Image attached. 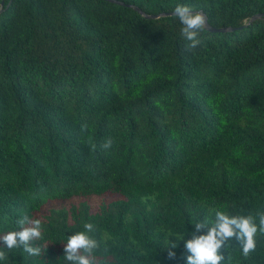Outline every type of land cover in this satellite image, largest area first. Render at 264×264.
Here are the masks:
<instances>
[{
    "label": "trees",
    "instance_id": "obj_1",
    "mask_svg": "<svg viewBox=\"0 0 264 264\" xmlns=\"http://www.w3.org/2000/svg\"><path fill=\"white\" fill-rule=\"evenodd\" d=\"M114 1L0 0V233L28 215L45 249L0 264H70L85 222L110 264H187L211 209L264 212V0ZM177 5L231 31L189 50L175 15L145 17ZM256 240L221 251L264 264Z\"/></svg>",
    "mask_w": 264,
    "mask_h": 264
},
{
    "label": "clouds",
    "instance_id": "obj_2",
    "mask_svg": "<svg viewBox=\"0 0 264 264\" xmlns=\"http://www.w3.org/2000/svg\"><path fill=\"white\" fill-rule=\"evenodd\" d=\"M173 15L182 25L181 34L189 42L188 49H195L201 43L199 34L206 28V16L182 5L175 7ZM86 128L87 125H82V131ZM111 144L109 138L101 147L108 149ZM92 147L95 148V145ZM16 224L17 230L0 233V261H6L9 253L16 248L29 256H42L45 249L35 244L42 238V222L24 215ZM193 225L195 231L192 237L184 241L187 264H231L230 256L225 258L221 249L235 238L239 241L243 257H249L256 250L257 235H264V212L245 216L211 209L207 216ZM83 228L84 231L66 237L64 259L70 264H110L109 249L106 245L102 247V241L95 235L96 226L85 222ZM176 246V243H170L169 258H174L175 252L171 249Z\"/></svg>",
    "mask_w": 264,
    "mask_h": 264
},
{
    "label": "water",
    "instance_id": "obj_3",
    "mask_svg": "<svg viewBox=\"0 0 264 264\" xmlns=\"http://www.w3.org/2000/svg\"><path fill=\"white\" fill-rule=\"evenodd\" d=\"M105 1H108L110 3H115L117 5H121V6H125L123 3H120V2H117V1H114V0H105ZM3 6V3H1V8ZM133 9L136 10L137 12H139L140 14L143 15V13H141V11L139 9H137L136 7L133 6ZM0 12H1V9H0ZM173 13H170V14H160V15H155V16H145L146 18L148 19H158L160 17H166V16H172ZM262 15H256V16H253L249 22H253L255 21L256 19H259ZM207 19V18H206ZM208 31L210 32H227V31H231L230 29H221V30H214L212 28L209 27L208 23L206 24V28Z\"/></svg>",
    "mask_w": 264,
    "mask_h": 264
}]
</instances>
